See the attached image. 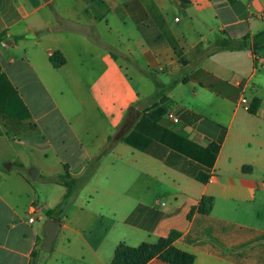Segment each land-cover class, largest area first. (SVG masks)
I'll return each instance as SVG.
<instances>
[{"label":"crops","instance_id":"obj_1","mask_svg":"<svg viewBox=\"0 0 264 264\" xmlns=\"http://www.w3.org/2000/svg\"><path fill=\"white\" fill-rule=\"evenodd\" d=\"M263 30L264 0H0V71L29 115L19 128L0 111V264H31L35 251L37 261L40 217L66 191L47 177H78L90 161L59 219L47 217L60 228L43 264H110L120 242L173 230L191 264H264V37L253 39ZM219 38L245 46L216 49ZM132 107L130 141L111 144ZM173 136L219 143L214 164ZM184 161L208 181L179 170ZM203 196L210 211L189 218Z\"/></svg>","mask_w":264,"mask_h":264},{"label":"trees","instance_id":"obj_2","mask_svg":"<svg viewBox=\"0 0 264 264\" xmlns=\"http://www.w3.org/2000/svg\"><path fill=\"white\" fill-rule=\"evenodd\" d=\"M40 32L37 33V35H39ZM261 37H264V30L254 36V42L258 43V39ZM214 46L216 49H239L244 47L245 43L244 41L237 43L228 38H219L214 41ZM111 55L116 57V54L113 52H111ZM49 61L54 67H59L63 64L64 59L58 51H55L50 55ZM153 81H155L154 78ZM16 101H19V98H17L15 90L11 86L6 75L0 71V111L3 113V117L6 120L11 119L13 116V118L17 119L19 122L18 127L23 128L25 127V120L29 118V115L26 113L27 110L21 101H19L17 108ZM258 104V99H253L249 107V111L251 113H255ZM122 140L130 141V136H123ZM168 144L175 146L178 150L185 152L191 158L200 160L202 164L206 163L207 165L214 164L215 157L220 148L219 143L216 142H209L205 147H201L178 136H173V139L169 141ZM110 149L111 146L108 144L103 152H108ZM165 162L168 163L166 160ZM170 165L176 167L175 165ZM96 166V161H90L85 167L83 173L78 177H72L67 172L61 175L47 177L49 182L62 185L66 189L61 201L53 209L46 211V216L48 218L57 219L56 217L59 216L66 208L68 201L93 174ZM178 167L179 170L202 183H206L211 176V173L207 168H202L201 165L198 164L194 165L189 161H184L179 164ZM211 205L212 198L203 196L197 207L190 211L188 217L190 218L194 210L207 214L210 211ZM179 235V232L173 230L165 237H160L154 241H144L136 246H130L120 242L114 250L113 258L110 264H145L154 257L160 258L170 264H191L194 260V256L177 249L173 245V242L179 237ZM36 257L37 252L35 251L32 254L33 259L31 264H35Z\"/></svg>","mask_w":264,"mask_h":264},{"label":"water","instance_id":"obj_3","mask_svg":"<svg viewBox=\"0 0 264 264\" xmlns=\"http://www.w3.org/2000/svg\"><path fill=\"white\" fill-rule=\"evenodd\" d=\"M138 114V110L135 107H132L123 123V125L120 127V129L117 131V133L114 135L112 141L113 143L123 136V134L126 133V131L130 128L132 125L136 115ZM29 176L32 180H35L36 175L38 173V170L36 168H29L28 170ZM60 228V223L54 219H48L45 223L44 227V233L45 238L42 242L41 249L36 261V264H43L44 260L46 259L49 251L51 250V247L53 245V242L57 236V233Z\"/></svg>","mask_w":264,"mask_h":264},{"label":"built area","instance_id":"obj_4","mask_svg":"<svg viewBox=\"0 0 264 264\" xmlns=\"http://www.w3.org/2000/svg\"><path fill=\"white\" fill-rule=\"evenodd\" d=\"M260 66H262V63H260ZM241 103L247 104L246 103V99L245 98H242L241 99ZM165 116L168 119H170L172 122H175V123L178 122V117H177V115L175 114V112L172 109L167 110L166 113H165ZM36 212H37L36 206L35 205H31L29 207V213L32 214V216H30L28 218V222L29 223H32L34 221V219H35L34 215L36 214Z\"/></svg>","mask_w":264,"mask_h":264},{"label":"rangeland","instance_id":"obj_5","mask_svg":"<svg viewBox=\"0 0 264 264\" xmlns=\"http://www.w3.org/2000/svg\"><path fill=\"white\" fill-rule=\"evenodd\" d=\"M258 74H261V75L264 74V70H260V71L258 72ZM111 144H113V141H111ZM90 177H91V176H90ZM45 215H46V213H45ZM45 215H42V216L40 217V221H41L42 224L45 223L46 220L48 219L47 216H45ZM56 218L59 219L58 216H57Z\"/></svg>","mask_w":264,"mask_h":264}]
</instances>
